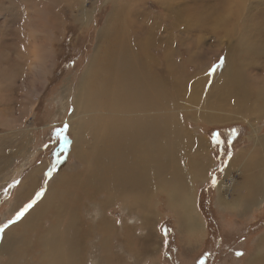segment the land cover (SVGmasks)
Listing matches in <instances>:
<instances>
[{"label": "rangeland", "instance_id": "obj_1", "mask_svg": "<svg viewBox=\"0 0 264 264\" xmlns=\"http://www.w3.org/2000/svg\"><path fill=\"white\" fill-rule=\"evenodd\" d=\"M9 3L15 6L9 15L0 11V50L4 47L15 61L20 60L18 50L28 45L27 37L19 38L21 23L28 19L29 10L30 18L39 15L43 30L49 27L53 31L49 35L55 54L46 85L33 91L25 86L29 66L25 67V79L19 76L22 79L16 77L9 83L2 64L4 55L0 54V166L7 161L0 168V238L43 200L56 179L60 155L68 152L74 139L69 125L75 111V89L91 62L100 31L113 24L116 10H121L126 25L135 29V37L144 41L149 36L147 30H152V54L164 79L172 74L179 76L172 86L176 84V92H181L180 119L195 137L205 141L206 159L201 162L209 163V169L205 179L194 183L203 233H182L174 209L158 195L150 204L157 238V251L151 256L123 251L127 227L137 240L146 235L142 217L126 211L120 202L108 208L106 216L119 234V258L127 261L125 264H195L198 256L206 255L207 264H251L264 253V167L262 190L255 201L245 202L247 189H241L234 192L236 196L241 194L229 203L230 207L218 203L219 185L221 181L228 183V172L241 182L248 172H257L261 166L246 163L254 159L258 163L256 155L261 154L264 160V0H0V6ZM83 12L88 16L84 21L78 16ZM167 57L173 59L176 68L170 67ZM229 64L234 65L230 69L244 75L247 95L243 100L234 90L213 91L217 80L227 76L224 71ZM8 87L16 91L8 94ZM213 97H217L218 106ZM246 101L253 105L247 107ZM203 113L224 120L206 121ZM232 126L239 128L234 133L235 141L221 153L213 147L210 132ZM233 163L235 166H231ZM70 165H74L73 158ZM33 174L34 188L18 206L17 192ZM227 192L224 195L230 201L232 189ZM29 203L33 207L17 219ZM136 239L132 242L139 246ZM165 255L168 258L164 259ZM95 261L90 254L86 264Z\"/></svg>", "mask_w": 264, "mask_h": 264}, {"label": "bare ground", "instance_id": "obj_2", "mask_svg": "<svg viewBox=\"0 0 264 264\" xmlns=\"http://www.w3.org/2000/svg\"><path fill=\"white\" fill-rule=\"evenodd\" d=\"M14 3L4 7L2 4L0 11L9 15ZM116 11L111 21L115 22L100 31L91 62L75 89V111L69 125L73 143L68 152L60 155L57 177L43 200L0 238V264H86L90 254L96 257L95 264H125L127 261H122L116 251L119 234L115 223L106 216L107 209L118 202L126 211L139 214L146 229V235L137 240L127 227L123 232V251L150 255L157 251L153 231L156 221L151 217L150 204L158 195L174 209L182 233H203L194 183L208 174L209 163L201 162L206 159L205 141L181 122L180 90L176 92V84L172 86L179 76L172 74L166 81L159 73L157 57L152 54V30H147L149 36L142 41L135 37V29L126 25L124 13ZM28 12V19H22L19 36L21 40L27 37L28 45L18 50L20 60L15 61L9 50L3 51L4 47L0 54L4 55L2 64L9 83H14L16 77L24 78L25 67L29 66L25 86L33 91L46 85L55 53L51 48V28L43 30L39 15L30 18ZM78 16L82 21L88 19L87 12ZM171 59L167 62L176 68ZM231 65L223 70L227 76L217 80L213 91L234 90L243 100L247 95L244 75L230 69ZM14 91L7 88L8 94ZM213 99L218 106L217 97ZM246 103L247 107L253 105ZM202 117L214 123L224 120L204 113ZM256 157L258 163L254 159L246 166L260 164L258 174L256 170L248 172L238 182L228 172V183L220 182L218 203L223 207L236 201L241 193L236 196L234 192L241 189H247L244 195L249 204L259 196L264 160L262 154ZM72 158L74 165H70ZM34 178L35 174L17 192L18 206L34 188ZM230 188L229 201L224 193ZM133 239L140 245L133 244ZM251 264H264V253Z\"/></svg>", "mask_w": 264, "mask_h": 264}, {"label": "trees", "instance_id": "obj_3", "mask_svg": "<svg viewBox=\"0 0 264 264\" xmlns=\"http://www.w3.org/2000/svg\"><path fill=\"white\" fill-rule=\"evenodd\" d=\"M72 64V61L69 62V65ZM236 129H239L237 126H232L229 127L226 130L223 129H213L210 132V139H211V143L213 145V147L215 146L216 149H219V151L222 153L224 148H230V145L235 141L234 138V133L236 131ZM225 131H228L226 134L224 133ZM224 143L225 146H223L222 144ZM167 254V253H166ZM168 258V255L164 257ZM197 261L195 262V264H207V262L209 261V258L206 255H202V256H198Z\"/></svg>", "mask_w": 264, "mask_h": 264}, {"label": "snow or ice", "instance_id": "obj_4", "mask_svg": "<svg viewBox=\"0 0 264 264\" xmlns=\"http://www.w3.org/2000/svg\"><path fill=\"white\" fill-rule=\"evenodd\" d=\"M43 195V193H38L37 194V196H42ZM33 207V204L32 203H29L25 208H24V210L23 211H21L20 213H18V215H17V219H19V218H21L24 214H25V212H27L30 208H32ZM15 222V221H14Z\"/></svg>", "mask_w": 264, "mask_h": 264}]
</instances>
